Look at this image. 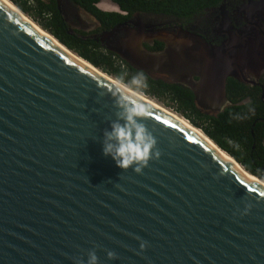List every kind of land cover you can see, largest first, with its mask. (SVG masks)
Returning a JSON list of instances; mask_svg holds the SVG:
<instances>
[{"label":"water","instance_id":"water-1","mask_svg":"<svg viewBox=\"0 0 264 264\" xmlns=\"http://www.w3.org/2000/svg\"><path fill=\"white\" fill-rule=\"evenodd\" d=\"M48 33L0 0V264H264V181L134 93L160 156L118 167V86Z\"/></svg>","mask_w":264,"mask_h":264},{"label":"flooded vegetation","instance_id":"flooded-vegetation-1","mask_svg":"<svg viewBox=\"0 0 264 264\" xmlns=\"http://www.w3.org/2000/svg\"><path fill=\"white\" fill-rule=\"evenodd\" d=\"M108 1L112 6L103 10L123 18L99 31V20L81 5L62 0L59 8L56 0L70 26L72 16L84 14L94 30L83 31L102 45L123 46L127 61L148 75L189 88L201 111L244 104L264 111V0H219L199 12L156 6L131 13ZM104 32L115 35L102 39ZM150 56L158 61L154 66Z\"/></svg>","mask_w":264,"mask_h":264},{"label":"trees","instance_id":"trees-1","mask_svg":"<svg viewBox=\"0 0 264 264\" xmlns=\"http://www.w3.org/2000/svg\"><path fill=\"white\" fill-rule=\"evenodd\" d=\"M24 14L31 17L45 31L50 32L76 55L118 81L121 79L141 95L154 100L174 114L184 117L200 128L223 151L232 155L248 172L264 181V111L253 112L248 104L233 105L216 114L197 108L189 88L163 78L152 77L131 65L100 40L81 29L71 30L69 22L58 8L56 0H11ZM81 5L101 23V30L110 29L123 16L101 9L99 0H72ZM129 13L135 10L166 7L192 9L196 12L216 4L219 0H112ZM94 32V31H93ZM92 33V32H91ZM143 72L147 87L132 85V77ZM235 102V101H234ZM261 118V119H260ZM231 156V157H232Z\"/></svg>","mask_w":264,"mask_h":264},{"label":"clouds","instance_id":"clouds-1","mask_svg":"<svg viewBox=\"0 0 264 264\" xmlns=\"http://www.w3.org/2000/svg\"><path fill=\"white\" fill-rule=\"evenodd\" d=\"M131 84L137 88H146V78L143 72H138L133 76ZM117 85L119 92L117 105L122 109L119 116L124 123L114 122L111 130L105 132L103 151L105 156H110L121 169L127 170L135 166V172L142 174L150 161L160 156L157 148L158 141L138 120V118L147 116L148 109L144 103L130 95V93H135V89L129 87L121 79H118ZM108 256L113 259L115 253L109 252ZM88 264H99V258L95 252L90 254Z\"/></svg>","mask_w":264,"mask_h":264},{"label":"bare ground","instance_id":"bare-ground-1","mask_svg":"<svg viewBox=\"0 0 264 264\" xmlns=\"http://www.w3.org/2000/svg\"><path fill=\"white\" fill-rule=\"evenodd\" d=\"M4 3H6L13 11H15L19 16H21L24 20H26L29 24H31L35 29H37L40 33L44 34L45 36H47L48 38L52 39L53 41H55L56 43H58L56 40H54V37L50 36V34L43 30L37 23H35L30 17H28L26 14H24L17 6H15L11 1L9 0H2ZM59 44V43H58ZM60 45V44H59ZM61 46V45H60ZM62 47V46H61ZM64 48V47H63ZM65 49V48H64ZM68 51V50H67ZM71 55H73V57H75L78 61H81L82 63L86 64L87 66H89L90 68H92L96 73H98L99 75L105 77L106 79L110 80L111 82H113L114 84L117 85V80H115L114 78L110 77L108 74L104 73L103 71L99 70L98 68L94 67L93 65H91L88 61H86L85 59L81 58L80 56L76 55V54H72V52L68 51ZM118 86V85H117ZM135 91V95H137ZM139 98L145 100L146 102H148L149 104H152L154 106H156L157 108L163 109L165 112H167L170 115H173V117L182 120L186 125L189 124V122L187 120H185L184 118L174 114L173 112L167 110L166 108H164L163 106H161L160 104L154 102V100H151L143 95H141L140 93H138L137 95ZM190 125V124H189ZM195 131L197 130V133H199L200 135H202L207 141H209V143H211V145L216 149V151L225 159H227L228 161L232 162L233 164H235L238 169L245 174L246 176H248L249 178L257 181L260 183L261 180H258L257 178L253 177L251 174H249L246 170H244V168L237 163L233 157H231L229 154H227L225 151H223L222 149H220L216 144H214L208 137H206L202 131H200V129L194 128ZM199 131V132H198ZM216 145V146H215Z\"/></svg>","mask_w":264,"mask_h":264},{"label":"rangeland","instance_id":"rangeland-1","mask_svg":"<svg viewBox=\"0 0 264 264\" xmlns=\"http://www.w3.org/2000/svg\"><path fill=\"white\" fill-rule=\"evenodd\" d=\"M101 9H106L107 7H111L112 5L110 4V2L108 0H102L101 1ZM76 18L74 16H72V20L73 21H70L71 23V26L73 28V30H76V29H81V30H86V31H92L94 30L92 26H88L89 22H88V19L85 17L84 14H81L79 16V20H75ZM86 28V29H85Z\"/></svg>","mask_w":264,"mask_h":264}]
</instances>
